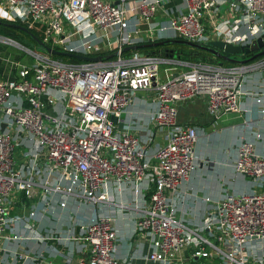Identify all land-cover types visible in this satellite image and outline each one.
Returning a JSON list of instances; mask_svg holds the SVG:
<instances>
[{
  "label": "built area",
  "instance_id": "2783aa9c",
  "mask_svg": "<svg viewBox=\"0 0 264 264\" xmlns=\"http://www.w3.org/2000/svg\"><path fill=\"white\" fill-rule=\"evenodd\" d=\"M164 1L0 0V14L17 17L47 45L100 55L63 60L0 34L1 42L27 54L12 60L10 77H0V240L29 236L31 222L25 218L34 215L35 207L24 199L35 194L45 201L60 191L92 204L108 199L110 181L131 184L136 192L150 182L148 200L133 218L148 239L144 257L161 264H264V151L255 150L250 138L240 137L235 144L232 169L248 175L251 187L229 189L216 198L197 225L202 231L175 214L182 202L179 186L196 163L195 126L176 120V102L200 95L216 117L249 109L241 104L247 93L264 119V52L231 63L135 47L123 52L126 44L144 37L250 43L264 32V0H180L176 8ZM253 70L257 85L243 89L242 79ZM137 91L152 104L144 125L163 127V142L151 156L130 122H116ZM18 145L24 147L16 159ZM14 200L21 210L9 214ZM20 220L23 225L16 227ZM68 237L82 239L86 254L65 264L120 262L109 215H91ZM13 255L29 264L48 262L41 251L15 248Z\"/></svg>",
  "mask_w": 264,
  "mask_h": 264
},
{
  "label": "crops",
  "instance_id": "0c3cea01",
  "mask_svg": "<svg viewBox=\"0 0 264 264\" xmlns=\"http://www.w3.org/2000/svg\"><path fill=\"white\" fill-rule=\"evenodd\" d=\"M163 4L176 8L180 5V0H166ZM145 39L144 37L140 41ZM169 50H178V46L170 45ZM16 57L17 55L2 58L0 77H10L14 72L12 60ZM257 74V70L247 73L242 79V88L255 87L258 82ZM159 78H163L162 72ZM252 101L253 99L244 93L241 104L249 105V109L226 111L216 117L207 112L205 101L200 95L176 102V120L189 122L196 130L194 146L196 163L188 173L187 180L179 186L182 202L179 201L175 208V214L184 218L186 222L200 224L204 211L210 209L213 201L223 192L229 189L243 191L251 187L252 181L248 175L233 171L232 157L234 146L240 137L250 138L255 150L264 151V119L258 116ZM151 108L148 96L137 91L127 110L120 114L121 120H116L120 125L122 122H130L132 132L137 135L145 153L150 156L156 146L163 142L161 136L163 127H155L149 123L145 126L143 123L147 111ZM245 119L251 124L248 125ZM255 130L260 131L257 137L254 136ZM23 147L24 145L17 146L16 159L21 157ZM146 184L147 187L136 192L131 184L117 186L116 182L110 181L107 188L108 199L92 204L76 195L70 196L60 191L52 192L45 201H41L37 194L31 199L22 198L27 205L31 203L32 207H35L34 215L25 218L31 222L30 229L27 230L29 236L18 240L2 238L0 264H29L28 261L13 255L15 248L41 251L43 259L51 264H65L72 262L76 257L84 256L86 245L82 239H72L68 236L78 231L79 222L85 221L93 214L111 216L116 238L114 254L120 261L118 264H161L157 260L144 257L148 249V239L136 229L133 219L148 200L150 182ZM260 188L264 189V185ZM205 196L209 199H203ZM58 200L64 201V204L61 205ZM16 210L21 209L14 200L9 208V214ZM19 225H23L22 220L16 223V227ZM183 251L184 249L178 254L183 255ZM48 262L42 264H49Z\"/></svg>",
  "mask_w": 264,
  "mask_h": 264
},
{
  "label": "water",
  "instance_id": "95a60500",
  "mask_svg": "<svg viewBox=\"0 0 264 264\" xmlns=\"http://www.w3.org/2000/svg\"><path fill=\"white\" fill-rule=\"evenodd\" d=\"M0 23L7 25V26H9V25L15 26V27L22 29L23 31H25L28 35H30L35 40L36 44L38 46H40V48H42L44 51H46L48 53L66 54V55L70 54L72 56L82 58V59H88V58L95 59V58L100 57L99 54H87V55H85V54H80V53H76V52H70V51L67 52V51L55 48L53 46L47 45L29 27H26L25 25H23L17 17H15V20H9V21H5V20L0 19ZM162 41L163 40H161V39H154L152 42L162 43ZM167 41H169L171 43H173V42L181 43V44L185 43L187 45L194 46V47H197V48L202 49V50L205 49V50L209 51L215 57H220V58L227 57L230 60L241 61V62H243V60L252 58L255 55H259V54H262V52H264V47L257 49L258 47H261L264 44V32H262L261 35H258V36H255L254 38H252L250 43H243V44L221 40L220 38H211L204 43L192 41V40L187 39V38H179V37H170L167 39ZM132 47H136V44H134V43L126 44L123 47V49L132 48ZM248 51H252V52L247 57H243L241 59H233V58L228 57L226 55V52L243 53V52H248ZM110 117L112 119H114L113 115H110ZM118 125H120V123H118ZM0 126L1 127L3 126L2 122H0Z\"/></svg>",
  "mask_w": 264,
  "mask_h": 264
},
{
  "label": "trees",
  "instance_id": "16d2710c",
  "mask_svg": "<svg viewBox=\"0 0 264 264\" xmlns=\"http://www.w3.org/2000/svg\"><path fill=\"white\" fill-rule=\"evenodd\" d=\"M0 27H14V28H17L18 30L20 31H23L22 29L18 28V27H15V26H7V25H4L2 23H0ZM31 29V28H30ZM33 31V30H32ZM25 32V31H23ZM34 32V31H33ZM35 33V32H34ZM25 34H27L25 32ZM2 35H5L2 34ZM38 35V34H37ZM8 36V35H6ZM27 36H30L27 34ZM31 40L33 41V45H30L29 42H27V39L25 38H21L20 37V40H24L22 41L23 45L25 46H30V47H38V45L36 44L35 40L30 36ZM169 37H160V38H157V39H161L163 40L162 43H154L152 42L153 40H149V39H145V41H137L135 42L134 44H136V49L138 50H142L143 52H153V53H160L162 55H164L165 53L166 54H175L177 55L178 57H181V58H188V59H210V60H216V61H221L222 63H231L232 61L230 59H228L227 57H223V58H220V57H215L214 55H212L209 51L207 50H202V49H199L197 47H194V46H190V45H187V44H181V45H186L189 47V49H187V51L184 52H181V48L178 46V50H175V51H170L169 50V47L170 45L174 44V43H170L169 41H167ZM21 43V44H22ZM129 48H126V49H123V52L126 53L128 51ZM171 52V53H170ZM251 53V52H250ZM53 56L55 57H58L60 59H63V60H68L70 58H72L73 56L68 54H56V53H51ZM193 264V262L191 263Z\"/></svg>",
  "mask_w": 264,
  "mask_h": 264
},
{
  "label": "rangeland",
  "instance_id": "374dc122",
  "mask_svg": "<svg viewBox=\"0 0 264 264\" xmlns=\"http://www.w3.org/2000/svg\"><path fill=\"white\" fill-rule=\"evenodd\" d=\"M222 5H225V3L224 2H221V6ZM7 18L8 17H5L4 14H0V19L1 20H5V21L11 20L10 18L9 19H7ZM31 30H33L37 34V31L35 29L31 28ZM4 33H5V35H8V37L10 36V37L16 39L19 43H22V41H24V40H20V37H21V38L27 39V42H29L30 45H33V41L31 40L30 36H27V34H25V32L20 31L17 28H14V27H0V34H4ZM173 43L174 44H172V45H178L181 48V52H184L185 53V51H187V49H189V47L186 46V45L183 46V45H181L179 43H175V42H173ZM35 48H38L39 49L40 46L35 47ZM139 52H143V51L142 50H139ZM15 54L17 55V57L19 59H22V58L24 59L27 56L26 52L23 51V50H21L20 48L15 47L14 45H12L10 43L7 44V43H4V42H1L0 41V61H2V58L3 57L6 58L8 56H16ZM249 54H250V51L243 52V53L226 52V55L228 57L233 58V59H241L243 57H247ZM162 67H163V64L160 65V68H159V71L160 72L162 70ZM54 93L58 94V91L57 90H54ZM23 144H25V141H23ZM155 144H156V142H155ZM234 190H236V189H234ZM190 224L194 225L195 227H197L198 230L202 231V229L197 226V222L190 223Z\"/></svg>",
  "mask_w": 264,
  "mask_h": 264
}]
</instances>
